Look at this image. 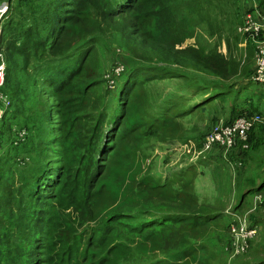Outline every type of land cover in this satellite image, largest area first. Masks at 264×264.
<instances>
[{"label":"trees","instance_id":"obj_1","mask_svg":"<svg viewBox=\"0 0 264 264\" xmlns=\"http://www.w3.org/2000/svg\"><path fill=\"white\" fill-rule=\"evenodd\" d=\"M16 1V12L10 9L0 36L5 65L0 95L9 105L0 128L10 125L16 115L18 119L26 97L39 101L29 94L38 83L45 112L41 124L33 126L38 132L28 151L11 143L16 152L12 160L0 155V264H213L223 212L217 204L200 201L194 180L186 178L187 169L177 182L168 180L158 189L150 187L148 193L138 181L130 200L124 199L121 207L97 221L93 204L105 174L101 162L106 161L108 145L123 136L117 130L135 88L185 79L189 101L194 102L180 114L203 112L231 97L236 118L257 114L264 120V84L251 80L257 53L251 39L246 41L245 60L235 59L231 52L223 55L215 47L208 52L175 49L192 35L193 20L221 19L232 35L236 0ZM252 2L264 10L263 0H248L245 5ZM233 39L237 47L236 35ZM112 41L127 51L130 60L113 76V93L106 90L102 97L95 88L103 82L96 76L88 78L87 69L93 65L101 71L95 64L98 52H114ZM252 89L261 96L257 103L240 98ZM111 100L115 112H108ZM170 107H160L145 132L152 131ZM67 123L73 128L65 129ZM135 128L138 125L134 132ZM178 137L183 139L184 130ZM247 143L249 152L240 156L258 157L264 165L259 156L264 149L263 125L251 132ZM22 155L26 167L13 160ZM29 158L35 161L28 163ZM262 190L264 178L241 195L234 211L246 195ZM82 223H93L83 236L78 234ZM146 241L151 249L143 248Z\"/></svg>","mask_w":264,"mask_h":264},{"label":"rangeland","instance_id":"obj_2","mask_svg":"<svg viewBox=\"0 0 264 264\" xmlns=\"http://www.w3.org/2000/svg\"><path fill=\"white\" fill-rule=\"evenodd\" d=\"M8 1L11 2L10 9L12 8L16 12L17 1ZM246 2L248 0L235 1L236 6L234 8L238 16L233 18L232 35H229L227 26L221 25V19L211 22L210 17L198 22L193 20L190 23V27L194 30L192 35L186 38L181 45H176L175 49L190 47L208 52L215 47L223 55L228 56L231 52L235 59L245 60L244 48L247 45V39L239 33V28L243 24L245 15L253 14L258 8L254 2H252L253 5L249 4L248 6L245 5ZM249 8L252 10H249ZM10 9L3 16V22L9 17L8 15L12 10ZM244 10H246V13H244ZM214 12L217 11L214 10ZM211 17L214 18V15H211ZM109 33L110 29L107 32V38L111 40ZM235 35L237 47H235V40L233 39ZM260 37L264 39L262 36ZM225 39L229 41V44ZM110 46L114 51L111 54L107 53L108 51L104 52L103 55L98 52L95 64L96 66L100 64L101 71H97L93 65H89L87 69L88 78L92 79L96 76L99 77L100 82H103L95 88L96 93L102 97H105L106 90L113 93L112 91L116 89V83L112 80L116 70L122 69L124 71L126 60H130L129 54L122 46L115 45L114 41L110 43ZM0 53L3 58L2 52ZM187 73L191 77L192 72L187 71ZM236 81L232 80L231 82ZM37 82H39V79H37ZM187 83L189 82L185 79L161 80L133 90L129 101L126 102L127 109L124 114V123L117 130V132H123V136H117L114 143L111 146L108 145L106 161L105 163L101 162L104 164L105 174L98 186L99 196L93 204L96 221L102 219L111 210L121 207L119 205L124 199L130 200L133 196L132 188L138 181L142 182L144 191L148 193L150 187L158 189L161 184L167 183L168 180L174 183L177 182L181 171L187 169L186 178L194 180V188L200 201L213 206L217 204L223 212L224 219L220 220L216 228L221 236L217 240L213 264H264V190L246 195L240 209L234 211L241 195L249 189L257 188L263 181L264 165L261 161H257L258 157H249L246 158V161L245 157L240 156L246 150L249 152L248 143L247 148H244V145H237L231 149L232 151L229 150L228 152L214 148L210 152L202 151L203 153H200L202 139L210 129L219 123L228 124L231 120H235L238 111L234 109L232 115L233 108L230 97L222 102L218 101L208 105L203 112L180 114L194 102L193 100L189 101L192 98L187 91ZM257 88V86L253 87V89ZM253 89L248 92L245 90L246 92L240 98L247 96L253 103H257L261 96L258 90L253 91ZM42 93L40 83H38L29 94H32V97L35 96L39 101L34 102L33 98L26 97L24 110L19 109L22 112L18 119V115H16L10 121V125L0 128V155L5 153L11 159L16 153L10 147L11 143L17 144V146L24 145V151H28L33 138L38 132V127L33 128V126L41 124V116L45 112L43 102L40 101ZM7 103L8 100L5 96L0 97V119L4 110L8 109L9 105ZM109 103L110 111L108 112H115V101L111 100ZM211 105H214V107L208 109ZM163 106L172 107L163 112L164 115H160L163 119L155 123L152 131L145 132L149 119L158 116V110ZM230 117L232 119H229ZM65 119L66 117L63 120ZM143 123L145 125L141 127ZM134 125H138V128L134 129L137 130L136 132L133 131ZM262 125L264 126V120L251 130L259 131ZM68 126H70L69 123L65 125V129ZM70 127L73 128V126ZM183 130L184 137L179 140L178 136L181 135ZM250 131L247 140L252 132ZM177 132L180 135L177 136ZM238 150L241 151L240 154H236ZM233 153L235 154L233 155ZM261 153L259 156L264 162V149ZM209 158L211 160H208ZM13 160L20 166H28L24 164L27 158L23 159V155ZM34 161L32 158L28 159V163ZM256 197L260 198V202H258V199L256 201ZM218 199L219 202L216 203ZM236 217L244 221L245 224L247 222L248 226L256 227L257 233L250 241L247 252L234 258L227 250V246L231 241L228 228L229 225L231 226L235 222ZM92 225L93 223H82L81 227L78 228V234L83 236L88 230V226ZM151 247L149 241L143 244L144 249H151ZM229 249H231V245ZM207 251L210 252L212 249L208 246Z\"/></svg>","mask_w":264,"mask_h":264},{"label":"built area","instance_id":"obj_3","mask_svg":"<svg viewBox=\"0 0 264 264\" xmlns=\"http://www.w3.org/2000/svg\"><path fill=\"white\" fill-rule=\"evenodd\" d=\"M10 3L8 0H0V36L4 21L3 16L9 11ZM239 33L246 37V39H251L256 46L255 68L251 80L254 83L264 84V39H259L260 36L264 38V10L256 8L253 14H246L243 24L239 28ZM4 69V62L0 53V87L4 83ZM121 72L122 69L116 70L114 75L118 76ZM262 122L263 118L260 115L254 114L251 117L236 118L229 124L219 123L213 126L202 139L200 153L210 152L214 148L228 152L238 144L244 145V148H247L248 132L255 125ZM255 199L256 201L258 199V202H260L259 197ZM228 233L231 241H229L227 250L235 258L247 252L249 243L256 236L257 230L256 227L248 226L247 222L245 224L244 221L236 217L235 222L231 226L229 225ZM230 245L231 249H229Z\"/></svg>","mask_w":264,"mask_h":264},{"label":"crops","instance_id":"obj_4","mask_svg":"<svg viewBox=\"0 0 264 264\" xmlns=\"http://www.w3.org/2000/svg\"><path fill=\"white\" fill-rule=\"evenodd\" d=\"M262 154V153H261Z\"/></svg>","mask_w":264,"mask_h":264}]
</instances>
